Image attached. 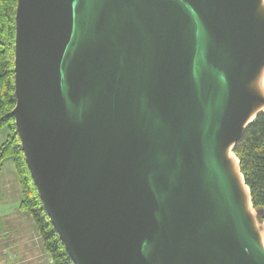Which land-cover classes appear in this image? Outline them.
Listing matches in <instances>:
<instances>
[{"label": "water", "instance_id": "95a60500", "mask_svg": "<svg viewBox=\"0 0 264 264\" xmlns=\"http://www.w3.org/2000/svg\"><path fill=\"white\" fill-rule=\"evenodd\" d=\"M14 93L74 264H264L233 152L264 112V0H17Z\"/></svg>", "mask_w": 264, "mask_h": 264}, {"label": "trees", "instance_id": "16d2710c", "mask_svg": "<svg viewBox=\"0 0 264 264\" xmlns=\"http://www.w3.org/2000/svg\"><path fill=\"white\" fill-rule=\"evenodd\" d=\"M16 2L17 0H0V129H8L5 141L0 144V170L6 159L13 162L21 192L19 209L31 216L42 247L50 256L51 264H74L43 208L11 115L15 104ZM233 152L239 160L240 171L249 188L253 207L264 211V112L256 116L245 128ZM259 219L264 223V212Z\"/></svg>", "mask_w": 264, "mask_h": 264}, {"label": "rangeland", "instance_id": "374dc122", "mask_svg": "<svg viewBox=\"0 0 264 264\" xmlns=\"http://www.w3.org/2000/svg\"><path fill=\"white\" fill-rule=\"evenodd\" d=\"M7 134V127L0 129V144L5 141ZM20 200L21 192L13 162L6 159L0 170V228L13 226L19 232L20 230L24 232L23 229H27L29 231L27 236H30V231L33 229L31 233L32 245L36 248H41V251L45 253L31 216L28 212L19 209ZM30 225H32V229ZM7 263L15 264L14 258H10ZM17 264H48V262L45 263L42 258L40 260L34 259L32 262H18Z\"/></svg>", "mask_w": 264, "mask_h": 264}, {"label": "crops", "instance_id": "0c3cea01", "mask_svg": "<svg viewBox=\"0 0 264 264\" xmlns=\"http://www.w3.org/2000/svg\"><path fill=\"white\" fill-rule=\"evenodd\" d=\"M32 229V225H30ZM17 230L15 227L0 228V264L7 263L10 258H14L15 264L32 262L34 259H44L45 263L51 264L49 254L43 253L41 248L32 245L31 233L27 236V229ZM48 255V256H45ZM46 259V260H45Z\"/></svg>", "mask_w": 264, "mask_h": 264}, {"label": "bare ground", "instance_id": "6f19581e", "mask_svg": "<svg viewBox=\"0 0 264 264\" xmlns=\"http://www.w3.org/2000/svg\"><path fill=\"white\" fill-rule=\"evenodd\" d=\"M25 159V158H24ZM43 205V204H42Z\"/></svg>", "mask_w": 264, "mask_h": 264}]
</instances>
